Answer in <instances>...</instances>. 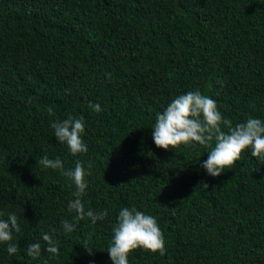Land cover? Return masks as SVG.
Masks as SVG:
<instances>
[{
  "label": "trees",
  "instance_id": "trees-1",
  "mask_svg": "<svg viewBox=\"0 0 264 264\" xmlns=\"http://www.w3.org/2000/svg\"><path fill=\"white\" fill-rule=\"evenodd\" d=\"M196 90L234 125L264 122V0H0V219L15 213L21 228L16 254L0 243V264H113L124 207L154 216L166 247L137 248L129 264H264V162L245 149L212 177L209 148L154 143L156 113ZM69 114L85 118L87 153L55 138L50 122ZM44 155L65 170L91 165L82 199L108 211L103 221L65 233L75 185L38 164ZM30 243L42 246L36 260Z\"/></svg>",
  "mask_w": 264,
  "mask_h": 264
},
{
  "label": "clouds",
  "instance_id": "clouds-1",
  "mask_svg": "<svg viewBox=\"0 0 264 264\" xmlns=\"http://www.w3.org/2000/svg\"><path fill=\"white\" fill-rule=\"evenodd\" d=\"M105 75L111 78L110 73ZM217 83L221 87L224 85L222 80H217ZM88 106L96 113L103 111L99 103L89 102ZM47 113L49 116L54 115L53 108L48 107ZM85 123L83 115L77 118L69 114L66 119L50 122V127L54 130L55 138L67 146L71 155L77 156L88 151L82 139ZM152 129L154 143L159 148L168 150L181 144L185 146L199 144L209 148L208 158L201 166L212 177L220 176L226 168L239 161L245 149H251V155L264 162V122L259 118L250 117L245 122L234 125L232 120L224 117L219 111L217 102L199 90L189 91L172 99L162 112L156 113ZM38 164L45 168L60 170L61 174L75 185L73 199L67 204L68 212L75 213L73 216L75 223L68 220L61 222L66 234L71 233L81 220L88 218L91 224L95 225L98 220L103 221L108 216L106 209L95 211L86 208L82 199L87 194L89 185L86 176L91 175V165L86 170L83 161L77 159L73 169L65 170L61 159H49L47 155L39 159ZM4 215L0 212V217ZM18 220V216L12 212L7 214V219H0V243L7 244L9 255L19 251V246L12 242L13 233L21 231ZM112 231V241L107 252L113 264H129L128 254L137 248L152 253L158 252L161 256L166 253L165 238L157 219L135 208L120 209ZM42 239L46 242V248L43 250L58 256L59 247L53 241V237L44 233ZM83 246L91 255L93 247L87 243ZM26 252L29 257L36 260L41 256L42 246L40 243H30ZM44 264H47V261H44Z\"/></svg>",
  "mask_w": 264,
  "mask_h": 264
}]
</instances>
